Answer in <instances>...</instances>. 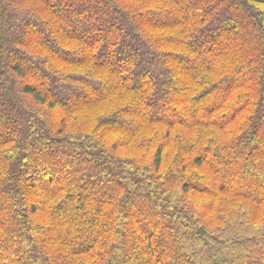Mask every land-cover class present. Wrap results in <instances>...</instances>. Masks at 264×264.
I'll return each instance as SVG.
<instances>
[{
  "label": "trees",
  "instance_id": "trees-1",
  "mask_svg": "<svg viewBox=\"0 0 264 264\" xmlns=\"http://www.w3.org/2000/svg\"><path fill=\"white\" fill-rule=\"evenodd\" d=\"M66 1L0 0V264H264V0Z\"/></svg>",
  "mask_w": 264,
  "mask_h": 264
},
{
  "label": "rangeland",
  "instance_id": "rangeland-1",
  "mask_svg": "<svg viewBox=\"0 0 264 264\" xmlns=\"http://www.w3.org/2000/svg\"><path fill=\"white\" fill-rule=\"evenodd\" d=\"M52 2L54 1V0H51ZM66 1V0H65ZM74 1H76V0H74ZM194 2L193 0H187V2ZM77 2V1H76ZM66 3H67V1H66ZM96 6L97 8H101V9H104V10H108V7H107V5H105V4H102V3H100V5L99 4H95V2H94V0L93 1H91L90 2V6ZM236 11H238V10H235L234 12H236ZM239 13V12H238ZM237 13V14H238ZM110 15H112V16H114V13H110ZM239 15H240V13H239ZM111 16H109V17H107L106 18V20L104 21L105 23L107 22H112L113 21V23H114V25L116 24H118L116 21H114V20H112L111 18H110ZM232 19V18H231ZM231 19H227L226 21L229 23H231V27L233 28V29H235V31H237V30H239L240 32L243 30V27H241V28H239V27H237V26H239V24L238 25H236V22L234 23V22H232V20ZM103 22V23H104ZM109 24V23H108ZM111 24V23H110ZM112 25V24H111ZM103 27V26H102ZM102 27H100L99 29H97V28H94V30H88L90 33H92V32H94L93 33V35L94 34H96L95 32H100V31H102L104 28H102ZM245 29L247 30V29H249L248 28V26H245ZM249 31V30H248ZM50 31H48V30H44V34H50L49 33ZM87 40H91L90 39V34L87 36V38H86ZM227 39H230V41L232 40V41H234V43L233 44H231L230 42L228 43V45L230 44V45H235V44H238V40L237 39H239V38H237V37H228ZM237 40V41H236ZM53 42H55L53 45L54 46H56L57 45V41H53ZM5 48H9V47H5ZM117 48H111V52L112 53H114V51L116 50ZM116 53V52H115ZM112 54L113 56H116V54ZM208 55L207 54H205V56H204V58L202 59V61H208ZM167 65V64H166ZM161 68V67H160ZM155 73H152V74H150L149 75V77L144 81V83H152V82H154V81H160V77H163L164 75H168L167 74V72L165 71V69H160V70H158V73H157V75H154ZM154 75V76H153ZM127 81H128V83H134L135 81H136V76L135 75H132V74H130L129 76H128V78H127ZM172 81V80H171ZM143 83V84H144ZM169 84V82H167V85ZM96 85V84H95ZM143 86V88L141 87V89H144V87H145V85H142ZM6 91L4 90V89H2V88H0V106L2 105V101H3V98L4 97H6L5 95H6V93H5ZM146 92V91H145ZM93 93H96V91L95 90H92L91 91V94H93ZM150 93V92H149ZM149 93H147V94H149ZM151 94V93H150ZM154 94L155 95H157V97H156V99H154L153 101H151L150 102V108H152V107H157L158 108V114L159 115H162V116H168V117H170V118H173L174 116H175V113H173V111H172V109H170V107H171V105H172V103H171V101H169V100H166V99H163V100H161V99H159L158 98V95H159V92L157 91V90H154ZM67 96L69 97V99H71V95L70 94H67ZM68 99V98H67ZM57 172H59V175L58 176H60V174L62 175V171L60 172V171H57ZM232 184H234V181H233V176H232V178L230 177L229 179H228ZM99 196H101V195H99Z\"/></svg>",
  "mask_w": 264,
  "mask_h": 264
}]
</instances>
